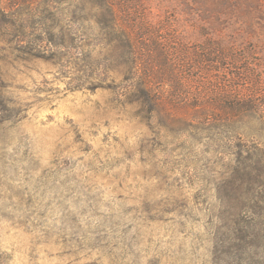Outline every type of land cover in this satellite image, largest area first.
<instances>
[{"label": "rangeland", "instance_id": "1", "mask_svg": "<svg viewBox=\"0 0 264 264\" xmlns=\"http://www.w3.org/2000/svg\"><path fill=\"white\" fill-rule=\"evenodd\" d=\"M254 210L264 0H0V264H264Z\"/></svg>", "mask_w": 264, "mask_h": 264}, {"label": "trees", "instance_id": "2", "mask_svg": "<svg viewBox=\"0 0 264 264\" xmlns=\"http://www.w3.org/2000/svg\"><path fill=\"white\" fill-rule=\"evenodd\" d=\"M220 108L224 109L225 114H231V113H234V112H239V110H240V106L238 107L237 105L230 104V103L228 105H225V104L223 105L222 104ZM250 108H252V107H250ZM213 113H214V110L211 109V112H210L209 116H212ZM243 153L246 154L247 158H245V159H249V160H251V155L252 154H253V156L255 158L257 156V153H252V151H250V150H245V151H243ZM256 160L260 161V159H256ZM239 163L241 164L242 162L239 161ZM255 176L256 175L252 176L254 178V179H252V178H250V174L246 175L245 173H243V174H241V176L240 175H234V178H233V180L231 182L232 186L234 187V195H233L234 196L233 197L234 200L240 201L243 198V202H245V201H248V200H250L252 198V197H249V196L253 194V192H252V194H250V192L254 190L253 189V184H254V182L256 183V180H258V182H260L258 177H256V180H255ZM242 189L244 190L243 192L241 191ZM255 208H256V206L254 208H252V209H255ZM247 215L248 216H246L247 217L246 220H248V226H250L252 228L256 226V229H254L252 232H250L248 234L249 237H252L253 239L256 240L255 242H252L250 245H251V248L255 247V249H258V248L261 247V246H258V245H263L261 242L264 243V216H262V217H259L260 215L257 216L256 210L251 211V213L247 214ZM238 220H240V219H238ZM236 225H239V223H236ZM240 230L241 229L238 228L237 233ZM240 233H241V231H240ZM241 236L242 235H238L237 239L238 240L241 239ZM243 237H246V236H243ZM253 254L256 255L255 250L253 251Z\"/></svg>", "mask_w": 264, "mask_h": 264}]
</instances>
